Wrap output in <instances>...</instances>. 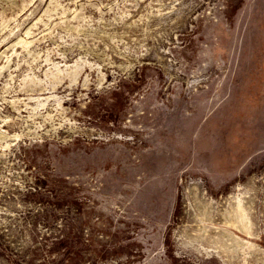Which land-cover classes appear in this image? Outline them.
<instances>
[{"label":"rangeland","instance_id":"374dc122","mask_svg":"<svg viewBox=\"0 0 264 264\" xmlns=\"http://www.w3.org/2000/svg\"><path fill=\"white\" fill-rule=\"evenodd\" d=\"M60 238L264 264V0H0V264Z\"/></svg>","mask_w":264,"mask_h":264},{"label":"trees","instance_id":"16d2710c","mask_svg":"<svg viewBox=\"0 0 264 264\" xmlns=\"http://www.w3.org/2000/svg\"><path fill=\"white\" fill-rule=\"evenodd\" d=\"M51 246L53 251L63 250L62 255L66 257L64 260H60L59 264H65L67 262H73V264H76L77 262V254L73 253V255L70 257V246L69 243L65 239H55L54 241H51Z\"/></svg>","mask_w":264,"mask_h":264},{"label":"bare ground","instance_id":"6f19581e","mask_svg":"<svg viewBox=\"0 0 264 264\" xmlns=\"http://www.w3.org/2000/svg\"><path fill=\"white\" fill-rule=\"evenodd\" d=\"M240 213H241V211H240ZM258 251H259V250H258ZM260 252H261V250H260ZM258 253H259V252H258ZM263 254H264V253H263ZM263 254H262V255H263ZM262 255H261V256H262ZM263 257H264V255H263Z\"/></svg>","mask_w":264,"mask_h":264}]
</instances>
